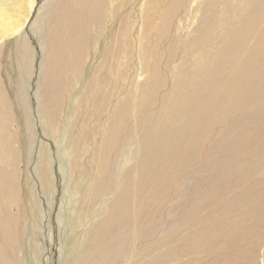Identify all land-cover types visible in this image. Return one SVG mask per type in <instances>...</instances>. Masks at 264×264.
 <instances>
[{
    "label": "bare ground",
    "instance_id": "1",
    "mask_svg": "<svg viewBox=\"0 0 264 264\" xmlns=\"http://www.w3.org/2000/svg\"><path fill=\"white\" fill-rule=\"evenodd\" d=\"M52 2L43 35L44 56L35 95L37 112L47 133L62 146L72 170L79 171L81 177L86 172L84 177H88L82 186L81 180L77 187L71 185L68 199L61 204L59 224L61 226L66 215L67 241L66 249L60 254V264H178L180 255L190 256V250L201 254L204 247L214 244L225 250L215 264H251L247 254H242L243 249L246 247L251 251L248 246L260 248L264 241V197H252L255 192L264 194V145L255 150L253 161L237 159L233 166H224L222 171L218 169L207 178H197L191 186L195 197L180 206L184 216L181 215L177 225L172 222L158 224L166 220L158 216L165 202L161 194L167 191L168 185V178L163 177L172 175L167 167L162 169L158 161L162 159L165 165H170L174 147L178 146L181 150L178 163L185 166L188 158L184 149L195 143L191 157L202 153L201 139L207 133L212 134L210 126L219 121L221 114L226 120L231 113L239 112L241 106L234 100L245 93L248 85L252 87L246 90L247 95L260 94L264 75L257 77L254 69L259 65L264 67V57L256 65L254 60L255 55H264V0ZM34 3L29 0L20 7L15 13L22 15L11 25L6 19L13 9L0 5V36L15 34L24 38L25 53L31 49L23 30ZM126 5L129 6L127 10ZM197 8L200 10L197 24L190 34H186L182 22ZM105 19L113 24L117 22L118 26L113 28L104 53L102 69L106 73H99L98 79L90 85L97 87L92 96L93 104L99 106L97 116H91L82 136L65 133L61 138V132L56 135L61 95L71 80L82 76L93 35L92 26L100 25ZM134 52L143 62L141 71L150 72L140 85L142 92L149 88V93L136 101L132 99V92L125 89L124 78L127 64L131 63L132 69L134 59L133 56L127 59V56ZM25 99H22L19 111L27 130L26 124L29 127L31 124V111ZM226 101L235 105L229 106ZM151 104L153 112L142 123L137 139L132 140L136 144H129L128 132L134 127L130 121L132 114L141 113ZM11 114L7 96L0 85V264H8L9 258H15L14 264H26L27 259L23 258L20 263L17 256L20 239H27L26 222L21 235V231H17L19 219L11 211V206L20 200L21 175ZM245 115L250 121L257 118L255 110ZM97 132L101 136L96 149L91 151L86 167L80 168L79 159L89 152L81 149V145L84 146L91 135L97 143ZM232 141L234 143L221 146L231 151L237 146L236 138ZM132 148L138 149V156L117 174L116 162H113L115 155L121 151L123 159L125 151ZM44 150L41 156L52 162L48 148ZM117 179L118 184L114 187ZM43 180L46 185L51 182V176L43 175ZM249 185L255 187L249 195L233 205H226L230 198L238 199ZM214 191L216 198L204 201ZM106 193L110 194L103 201ZM79 201L81 205L76 208ZM34 204L37 211L33 217L37 215L43 219L38 210L40 203L34 200ZM96 204L100 207H95ZM244 204L249 221L237 214ZM130 243H134L135 248L127 258L126 248ZM27 253L30 255V247Z\"/></svg>",
    "mask_w": 264,
    "mask_h": 264
},
{
    "label": "rangeland",
    "instance_id": "2",
    "mask_svg": "<svg viewBox=\"0 0 264 264\" xmlns=\"http://www.w3.org/2000/svg\"><path fill=\"white\" fill-rule=\"evenodd\" d=\"M28 1L29 0H0V5L2 4L3 8L6 6V9L10 6L14 12H10V14L7 15L6 23L8 25L13 24L14 21L22 15L15 12L19 10L20 7H24ZM52 1L53 0H34L35 3L30 19L23 30V36L26 38L31 52L25 53L26 50L23 47L25 43L24 38H19L15 34L0 36V85L7 96L8 104L12 110L11 130L15 134L17 140L16 144L20 153L18 162V168L21 173L19 185L20 200L18 203L11 206V211L13 210L19 219L17 231L18 233L21 231V235L24 232V224L26 222L27 234L25 237H27V239H20L21 245L17 253L19 262L23 263L22 259L24 258L27 259V261H25L26 264H60V254L62 250L66 249L65 244L67 241L66 215L65 218H62L61 226L59 224L61 204L63 200L68 199V189L71 188V185L77 187V183L81 180L80 185L82 186L86 183V179L88 178L84 177L86 172L83 173V177H81L79 171L74 172L72 170L68 159L63 154L62 146L60 143H58L59 145L56 143V140L50 135L51 133H47L42 118L37 112L38 103L35 95L37 93L40 65L44 56L43 35L46 32V15L51 11L54 4ZM116 3L118 6L119 2L117 1ZM124 8L127 10L129 6L126 5ZM199 16L200 10L197 8L184 19L182 22L184 24V33H191L194 26L197 24ZM2 26L3 25H1V27ZM116 26H118L117 22L113 24L111 20L106 19L100 25L92 26L93 35L86 51V65L83 74H81L82 76L79 78L70 81L67 90L61 95L62 98H60L62 106L59 118V130L56 135L61 132V138L65 133L68 136H70V134L78 137L79 134L82 136L87 129V125L90 123L91 116H97L99 106L92 102V96L96 93L97 87L95 85L90 87V85L98 79L99 73H106V70L102 69L104 53L107 48L109 37L113 34V28ZM132 56L134 58L132 69L131 63L127 64L124 78L127 82L125 89L132 92V99L136 101V99H143L149 93V88L144 89L142 92L140 85L145 82L150 72L143 69L141 71L143 62L137 59L135 52L128 54L127 59L132 58ZM263 57L264 55L262 53L255 55V65L258 62H262ZM254 72L257 77H261L264 75V67L259 65L254 69ZM137 83L139 85H137ZM249 87H252V85H248V88ZM247 89H245L244 94H238L239 96L234 100L237 105L241 106L239 112L228 115V120H223L221 114L219 121H215L216 123L210 126L211 130H209L212 134L207 133L206 137L201 139L203 146L202 150H204L202 153H198V155L193 158L191 157L190 152H192L194 143L184 149L185 155L188 158L185 166H181L178 163V158L181 155V150L178 146L174 147L170 165H165L163 160L159 159L158 164L160 167L162 169L167 167L172 172V175L163 177L164 179L168 178V185L167 191L161 194L165 202H163L158 216L166 220H161L158 224L160 222H172L177 225L181 219V215H183L180 206L183 205L184 202L190 201L195 197L191 186L197 178H207L218 169L222 171V167L224 166H233L236 164L237 159L247 160V158H249L250 160L248 161H253L255 159V150L261 145H264V83H262L259 95H247ZM23 98H26L25 101L29 103L31 111V124L29 123L30 127L26 124L28 127L27 130L24 127L19 111ZM236 100L238 102H236ZM226 103L229 104V106L235 105L233 102L229 103L226 101ZM254 110L257 114V118L254 121H250V119L245 117V114ZM152 112L153 106L151 104L148 105L146 110L142 109L141 113L132 114L130 121L132 120L134 127L131 132H128L127 141L129 144H136V141L134 142L132 140L137 139L136 135L141 130L142 123L145 122V118ZM103 124L104 123H101V126H103ZM218 130L219 132H217ZM100 136L101 133L97 132V143L94 141L93 135L89 136L87 140H85L87 135L84 138L82 137L85 142L84 146L81 145V149L85 148L89 152L83 159H79L78 166L80 168H83V166L86 167L91 154L96 149ZM255 136L259 137L252 139ZM233 138H236L237 146L231 151L230 148L221 146V144L233 142ZM190 140L192 141L191 138ZM193 141L195 142L197 140ZM77 142L78 140H76V143ZM238 146L240 149H238ZM45 147H47L50 152L49 155H51L52 162H49L46 158L41 156L45 151ZM170 149L171 147L165 151L169 152ZM91 151L93 152L91 153ZM120 154L121 151L115 155L113 160V162H116L115 170L117 174H120L124 167L134 162L136 156H138V149L132 148L126 150L125 158L123 159ZM5 157L3 159L4 161ZM87 169H89L88 166ZM41 170H43L44 176H51V184L48 182L44 185ZM46 170H48V172H46ZM117 184L118 179L115 180L114 187H116ZM51 185H53L54 188L52 187V190H49ZM254 188L253 185L247 186L242 190L238 199L234 200L230 198L226 205H233L237 201L245 198ZM237 190H239V188ZM216 191L210 193L208 200L204 201H213L216 198ZM109 194L110 193H106L103 195V201ZM156 196H158V194L155 195V197ZM252 197L260 198L264 197V194L255 192L252 194ZM34 200L40 203V209L38 210H40L39 213L43 219H39L40 217L37 215L35 216L36 218L33 217V214L35 215L37 211ZM80 205L81 203L79 201L76 208ZM154 205L156 204L154 203ZM95 207L98 208L100 205L96 204ZM234 212H237V210H234ZM247 212L246 204H244L237 214H240L239 218L243 215L249 221L251 219L245 215ZM97 216L98 214L95 215L94 221L97 219ZM134 236L135 233L133 229V237ZM29 238H31V241L28 242ZM134 245V243H130L126 248L127 258L131 256V251L135 248ZM29 247L31 250L30 255L27 253ZM216 247L218 246H215V244L204 247V251L201 254H196L195 250H190V256L180 255L179 260L180 262H186L185 264H215L219 259V254L225 251ZM248 247L251 251L245 247L242 254H247V258L251 264H264V241L261 242L260 248ZM4 254L8 255L6 252ZM14 259L9 258L8 264H14ZM229 262L230 260L228 263Z\"/></svg>",
    "mask_w": 264,
    "mask_h": 264
}]
</instances>
